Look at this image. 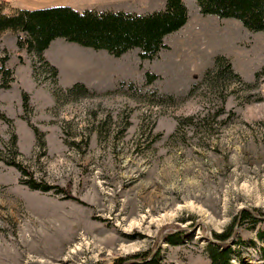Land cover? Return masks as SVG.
<instances>
[{
  "label": "rangeland",
  "instance_id": "1",
  "mask_svg": "<svg viewBox=\"0 0 264 264\" xmlns=\"http://www.w3.org/2000/svg\"><path fill=\"white\" fill-rule=\"evenodd\" d=\"M119 1L85 0L75 11L141 13ZM184 2L187 24L153 61L138 49L114 58L60 39L63 73L49 79L32 55L0 43L19 81L0 90V113L12 122L0 119V264H113L135 254L210 264L206 248L228 227L230 263L264 264V33ZM217 57L241 83L226 72L218 90L201 84ZM73 69L89 79V97L66 95ZM147 73L158 79L147 84ZM12 136L16 162L62 193L20 184L2 161ZM237 240L255 246L238 250Z\"/></svg>",
  "mask_w": 264,
  "mask_h": 264
},
{
  "label": "trees",
  "instance_id": "2",
  "mask_svg": "<svg viewBox=\"0 0 264 264\" xmlns=\"http://www.w3.org/2000/svg\"><path fill=\"white\" fill-rule=\"evenodd\" d=\"M194 2L203 16L212 15L220 19H235L248 31L264 33V0H194ZM8 7L7 1L0 0V38L5 33L12 34L16 38L17 48L32 55L34 59L36 58L37 65L40 67L39 72L49 73L51 76L49 79L57 78V70L44 59L43 55L51 43L57 39H63L68 43L95 51H105L114 58H120L128 51L138 49L140 60L153 61L158 58L161 49H167L164 45V38L181 30L189 20L188 9L183 0H166L163 10L147 15L121 11L78 12L69 7L35 10H11ZM7 61L8 57H0V90L4 91L9 90L14 82L13 73L5 66ZM226 72L241 83L240 77L231 70V65L227 60L224 57H217L213 68L204 74L201 84L213 91L218 90L226 80ZM255 76L258 77L259 74ZM156 79L158 77L154 74L145 75L147 84L153 83ZM194 89L193 87L190 93ZM90 94L89 90L79 83L74 84L66 92V95L71 98L89 97ZM21 98L23 112L27 113L28 96L22 93ZM0 119L6 124L12 123L1 113ZM29 127L37 144L43 147V135L35 127L31 125ZM15 146L16 138L12 136L7 146V156L5 155L2 161L6 166L18 171L21 185L31 191L42 193L60 194L63 192L34 181L31 174L16 162L18 154ZM243 218L246 219V215ZM262 221L264 223V218ZM232 234V227H228L224 233L213 236L217 243L206 248L210 264H231V258L236 252L228 246L226 241L231 238ZM258 237L264 243V233H259ZM170 239L174 241V237ZM233 245L238 250L255 246V244H246L239 240ZM262 252L264 255V249ZM146 255L135 254L128 259L117 260L113 264H131L139 261L143 264H160L158 255L150 258H146ZM239 264L243 262L240 261Z\"/></svg>",
  "mask_w": 264,
  "mask_h": 264
},
{
  "label": "crops",
  "instance_id": "3",
  "mask_svg": "<svg viewBox=\"0 0 264 264\" xmlns=\"http://www.w3.org/2000/svg\"><path fill=\"white\" fill-rule=\"evenodd\" d=\"M102 1V0H99ZM8 6L11 10H22V9H26V10H35V9H43L41 6H34L33 4L36 5H42V6H49V7H69L73 10H84V8H81L83 6H85V0H21V4L18 2H12L11 0H8ZM184 2V0H183ZM109 4V3H108ZM116 8H130L135 10V8H139V10H141V13H137V12H128V11H124L123 9H115L117 11H113V12H125V13H132V14H137V15H147V14H151L153 12H158L164 9L165 4H166V0H122L119 2L115 3ZM185 4V2H184ZM112 5V4H110ZM41 7V8H40ZM49 7H44V8H49ZM81 8V9H80ZM147 10V11H145ZM13 42L14 45H16V39L11 35V34H5L0 38V43L4 44V42ZM54 43L56 46H54ZM60 48H64V46L61 45L60 39H57L55 41H53L49 47L48 50L45 51L44 53V59L53 67H55L59 74V78L63 73V64H61L54 56V52ZM15 50H16V54L18 56H20L23 52H25L24 50H19L17 48V46H15ZM9 55V54H8ZM29 56V55H28ZM10 57V55H9ZM22 58V56H20ZM74 61L72 60L71 62H69V65L73 68L74 66ZM62 65V66H61ZM77 72L74 69L70 71V75L74 76L73 78V82L76 83H82L83 85H85L86 87L91 88L90 82L88 81L89 79L84 78L83 77H78L77 76ZM18 73L17 71H15L14 74V82L11 84V87H15L17 86L16 84L19 82L18 81V77H17ZM9 89V90H10ZM6 90V91H9ZM4 91V90H3Z\"/></svg>",
  "mask_w": 264,
  "mask_h": 264
},
{
  "label": "bare ground",
  "instance_id": "4",
  "mask_svg": "<svg viewBox=\"0 0 264 264\" xmlns=\"http://www.w3.org/2000/svg\"><path fill=\"white\" fill-rule=\"evenodd\" d=\"M263 202V201H262ZM264 204V203H263Z\"/></svg>",
  "mask_w": 264,
  "mask_h": 264
},
{
  "label": "built area",
  "instance_id": "5",
  "mask_svg": "<svg viewBox=\"0 0 264 264\" xmlns=\"http://www.w3.org/2000/svg\"><path fill=\"white\" fill-rule=\"evenodd\" d=\"M37 66H39V65H37Z\"/></svg>",
  "mask_w": 264,
  "mask_h": 264
},
{
  "label": "water",
  "instance_id": "6",
  "mask_svg": "<svg viewBox=\"0 0 264 264\" xmlns=\"http://www.w3.org/2000/svg\"><path fill=\"white\" fill-rule=\"evenodd\" d=\"M215 243V242H214Z\"/></svg>",
  "mask_w": 264,
  "mask_h": 264
}]
</instances>
